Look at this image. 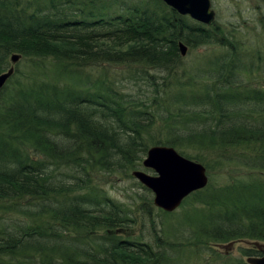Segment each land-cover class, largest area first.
Masks as SVG:
<instances>
[{"label":"trees","instance_id":"obj_1","mask_svg":"<svg viewBox=\"0 0 264 264\" xmlns=\"http://www.w3.org/2000/svg\"><path fill=\"white\" fill-rule=\"evenodd\" d=\"M252 1L254 26L227 29L161 0H0V72L19 54L0 88V264H248L258 254L215 251L264 242V0ZM178 42L217 50L181 61ZM115 64L125 67L108 73ZM152 145L208 177L170 212L139 183L127 203L105 188ZM137 225L136 236L114 231Z\"/></svg>","mask_w":264,"mask_h":264},{"label":"water","instance_id":"obj_2","mask_svg":"<svg viewBox=\"0 0 264 264\" xmlns=\"http://www.w3.org/2000/svg\"><path fill=\"white\" fill-rule=\"evenodd\" d=\"M165 5L181 15L203 23L209 24L214 20V11L210 0H161ZM185 45L178 42V50L182 55ZM19 59V54L11 53L9 65L0 72V88L13 72V63ZM143 168H149L155 174H149L140 169L131 171V175L148 189L152 194V203L165 212L173 211L181 200L190 192L204 187L207 175L204 166L195 160L178 153L173 147L167 145H152L147 148L141 161ZM116 234H134L132 228L119 227ZM233 241L220 244L219 247L229 249ZM251 245L258 251L257 255H248L245 261L248 264H264V242L254 240Z\"/></svg>","mask_w":264,"mask_h":264},{"label":"rangeland","instance_id":"obj_3","mask_svg":"<svg viewBox=\"0 0 264 264\" xmlns=\"http://www.w3.org/2000/svg\"><path fill=\"white\" fill-rule=\"evenodd\" d=\"M107 1L112 2L113 0H107ZM210 2H211V8L214 11L215 20L226 25L227 29L233 28L234 26L240 27L243 25V23H245V24L249 23V25L254 26L251 23V20L255 16L256 10L254 9L255 5H254L252 0H210ZM189 19H191V18H189ZM240 31L242 33H244V35H246V36H248L247 34L251 32L247 28H245L243 30H242V28L238 29V32H240ZM216 50L217 49L215 47L204 46V45L198 46L194 50L185 49L184 54H182V55L180 54L181 55L180 60L181 61H189V62L193 61V63H194V60H198L201 57L202 58H205V57L210 58L211 55L216 53ZM15 63L16 62H14L12 65L13 68H14ZM9 65H11V64H9ZM102 65L103 64H101V66ZM100 67H99V64L97 65L96 63H94L93 66L86 67L85 70L86 71L87 70L88 71H93V70L96 71ZM124 67H125V65L115 64V65L109 66L107 68V70L109 71L108 73H116L117 71H119V69H123ZM259 82L264 83V81L262 79H259ZM136 169H141V170H143L149 174H155L149 168L136 167ZM216 170L217 169L214 168L212 170V172L210 171L212 178L214 177ZM128 176H130V177H128ZM213 179L215 181V177ZM106 180L108 182L106 183L105 188H108V192L111 195H113V196L119 198L120 200L124 201L125 203L128 202L126 195H128L134 191H137V192L142 191V188L137 184L139 182H137L133 178V176H131V171H129V174L126 175L125 177H121L119 174H114L110 177V179L106 178ZM133 227H130V228H132V230L134 232V234H131V235L136 236L140 232V227L138 225L135 226L134 228ZM252 241H254V240L240 239L237 241H233L231 246L229 247V249L225 250L223 248H220L219 246H216V249H218V250H215V251H218L219 253L228 252V254H227L228 256H230V257L233 256V257L237 258L240 256L238 249L239 248H250L252 246L251 245ZM259 242H263V241H259Z\"/></svg>","mask_w":264,"mask_h":264},{"label":"bare ground","instance_id":"obj_4","mask_svg":"<svg viewBox=\"0 0 264 264\" xmlns=\"http://www.w3.org/2000/svg\"><path fill=\"white\" fill-rule=\"evenodd\" d=\"M141 170V169H140ZM207 175V174H206ZM134 178V177H133ZM208 178V177H207ZM135 179V178H134ZM136 180V179H135ZM137 181V180H136ZM177 208V207H176Z\"/></svg>","mask_w":264,"mask_h":264}]
</instances>
